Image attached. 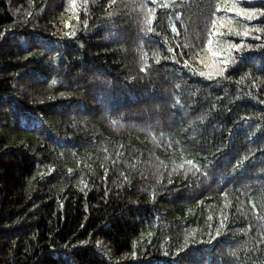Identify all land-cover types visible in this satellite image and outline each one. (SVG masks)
I'll use <instances>...</instances> for the list:
<instances>
[{
	"label": "trees",
	"instance_id": "obj_1",
	"mask_svg": "<svg viewBox=\"0 0 264 264\" xmlns=\"http://www.w3.org/2000/svg\"><path fill=\"white\" fill-rule=\"evenodd\" d=\"M234 7L264 0H0V264H264V15Z\"/></svg>",
	"mask_w": 264,
	"mask_h": 264
},
{
	"label": "snow or ice",
	"instance_id": "obj_2",
	"mask_svg": "<svg viewBox=\"0 0 264 264\" xmlns=\"http://www.w3.org/2000/svg\"><path fill=\"white\" fill-rule=\"evenodd\" d=\"M152 4L156 3V0H151ZM217 11H220V9L218 8ZM227 11L229 12H235L237 15H242L244 16L246 19H252L253 16L255 15H264V8H254V7H234V8H228ZM149 31H151V29H149ZM5 33L4 32H0V37L4 36ZM70 35H75V33H71ZM244 35L247 36L249 35L248 32H244ZM233 49H237L239 50L241 48V45H232L231 46ZM249 47H251V45H249ZM236 60L235 57H229L227 60L224 61V65L225 67L221 69V73H223L227 66L231 63H234ZM184 163H187L189 165L193 164V161L189 160L186 161ZM181 167H183V164L181 165ZM107 171V170H105ZM171 182V181H169ZM217 235L219 236V231L217 232ZM179 251V250H178Z\"/></svg>",
	"mask_w": 264,
	"mask_h": 264
},
{
	"label": "bare ground",
	"instance_id": "obj_3",
	"mask_svg": "<svg viewBox=\"0 0 264 264\" xmlns=\"http://www.w3.org/2000/svg\"><path fill=\"white\" fill-rule=\"evenodd\" d=\"M53 97V96H52Z\"/></svg>",
	"mask_w": 264,
	"mask_h": 264
}]
</instances>
